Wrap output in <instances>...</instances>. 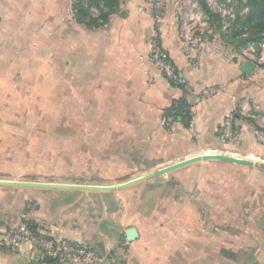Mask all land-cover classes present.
Returning a JSON list of instances; mask_svg holds the SVG:
<instances>
[{"label":"crops","instance_id":"0c3cea01","mask_svg":"<svg viewBox=\"0 0 264 264\" xmlns=\"http://www.w3.org/2000/svg\"><path fill=\"white\" fill-rule=\"evenodd\" d=\"M74 1L0 0V116L36 105L39 89L53 105L61 90L63 112L72 105L77 114L67 135L80 138V173L90 179L43 178L35 147L7 144L14 132L3 130L0 179L113 185L155 176L115 191L0 184V240L32 221L93 248L101 264H264V141L254 132L264 130L262 62L245 74L242 51L188 46L182 0H123L96 28L77 21ZM154 41L186 87L153 63ZM207 87L223 91L200 101ZM182 98L192 119L169 130L167 109ZM131 227L137 238L129 241ZM0 264L50 263L22 243L0 248Z\"/></svg>","mask_w":264,"mask_h":264},{"label":"rangeland","instance_id":"374dc122","mask_svg":"<svg viewBox=\"0 0 264 264\" xmlns=\"http://www.w3.org/2000/svg\"><path fill=\"white\" fill-rule=\"evenodd\" d=\"M206 1L214 12L221 14V28L218 29L211 23L202 10L200 0H182L178 17L183 39L188 46L199 47L204 43L215 42L217 46L223 45L233 51L235 41L241 40V35H235L236 32L241 33V20L238 17L246 13V8L241 7L237 0ZM89 11L93 17L98 18L102 11H108V8L102 3L100 6H90ZM225 35L228 37H224ZM257 61H261L264 66V60ZM45 91L39 89L36 105L22 104L20 115L11 107L0 116V130L6 134H9V131L14 132V136L8 135L4 138L6 143L35 147L39 171L47 172V175L40 174L43 178L69 181L90 179L88 174L80 173L87 164L77 153L80 138L69 136L73 130L77 131L78 122L74 119L77 116L76 111L72 114L73 106L70 105V112H63L61 90L56 92L55 89L53 105L46 103L50 100L46 98ZM18 108L16 105V110ZM18 116H21L20 120L17 119ZM32 154L35 152L32 151Z\"/></svg>","mask_w":264,"mask_h":264},{"label":"built area","instance_id":"2783aa9c","mask_svg":"<svg viewBox=\"0 0 264 264\" xmlns=\"http://www.w3.org/2000/svg\"><path fill=\"white\" fill-rule=\"evenodd\" d=\"M242 53L251 61L264 60V42L259 46L250 44L242 50ZM151 59L171 84L179 87L188 85L186 77L173 64L170 54L157 41L153 42ZM222 91L223 89L220 87L204 88L200 92V101H206ZM174 122L173 115L166 118L165 124L169 130ZM254 132L259 140L264 141V130L255 129ZM223 135L227 139L234 135L229 122L223 129ZM45 234V236H38L26 226L16 228L11 231L9 236L0 240V248L25 243L35 247L43 258H53L59 264H101V256L88 245L76 243L57 232L50 231Z\"/></svg>","mask_w":264,"mask_h":264},{"label":"trees","instance_id":"16d2710c","mask_svg":"<svg viewBox=\"0 0 264 264\" xmlns=\"http://www.w3.org/2000/svg\"><path fill=\"white\" fill-rule=\"evenodd\" d=\"M123 0H77L73 4V10L78 22L85 24L89 28H96L104 25L109 21L111 14L116 11ZM241 7L246 8V13L238 17L241 20V33L236 32L235 35H241V40L235 41L236 52H241L250 44L258 46L264 41V0H237ZM104 4L108 11H102L100 17L95 18L89 11L90 6H100ZM203 12L207 15L211 23L218 29L221 28V14L214 12L206 0H200ZM228 37V36H224ZM230 41V39H229ZM174 64V63H173ZM173 115L175 122H183L188 125L192 119L190 104L185 98L174 101L167 109L166 118ZM26 227L38 236H45L46 232H41L34 222H26ZM44 261L50 264H59L57 260L46 257Z\"/></svg>","mask_w":264,"mask_h":264},{"label":"water","instance_id":"95a60500","mask_svg":"<svg viewBox=\"0 0 264 264\" xmlns=\"http://www.w3.org/2000/svg\"><path fill=\"white\" fill-rule=\"evenodd\" d=\"M255 63L251 60L246 61L242 65V70L245 74H250L253 69L255 68ZM205 158H209L210 156H204ZM214 158L219 159H226V160H233L231 158L223 157V156H211ZM244 162V161H241ZM185 164V162H181L178 164H175L173 166H170L168 168H164L160 170L159 172H167L172 169L181 167ZM155 174L153 172H148L147 174L143 176H139L136 178H133L131 180L119 183V184H113V185H94V184H77V183H60V182H40V181H15V180H1V185H18V186H32V187H45V188H61V189H80V190H96V191H115L118 189H123L135 184H138L140 182L151 180L153 179ZM127 238L129 241H132L137 238V231L134 227H131L126 232Z\"/></svg>","mask_w":264,"mask_h":264}]
</instances>
